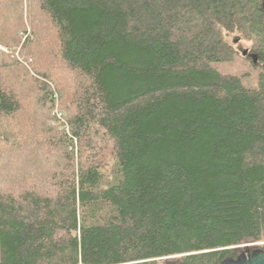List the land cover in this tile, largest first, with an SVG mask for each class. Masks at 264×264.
Instances as JSON below:
<instances>
[{"label":"trees","instance_id":"trees-1","mask_svg":"<svg viewBox=\"0 0 264 264\" xmlns=\"http://www.w3.org/2000/svg\"><path fill=\"white\" fill-rule=\"evenodd\" d=\"M27 3L53 30L57 61L84 82L70 141H106L112 178L88 141L76 164L25 169L35 145L27 121L13 120L27 101L55 98L38 70L27 95L19 60L23 84L9 87L0 60V152L16 163L10 187L0 183V264H220L244 245L264 250V0ZM11 9L12 30L0 21L9 49L25 33L22 3ZM35 30L29 48L42 43ZM239 41L263 71L254 88L212 66L232 61Z\"/></svg>","mask_w":264,"mask_h":264},{"label":"rangeland","instance_id":"rangeland-1","mask_svg":"<svg viewBox=\"0 0 264 264\" xmlns=\"http://www.w3.org/2000/svg\"><path fill=\"white\" fill-rule=\"evenodd\" d=\"M15 1L17 3L21 2L23 5L22 20L24 24V32L26 34H18V43L13 49H9V47L5 45H0V60H4L1 64L8 65L6 68H3V72L7 70L6 72L11 73V82L8 80H5V82L9 84V87L18 85L16 88H19L23 84L22 82H19L22 81L23 78L18 77V74H22L23 72L15 69L16 65H14V63L19 60L24 65L27 72V85L26 83L23 84V87L27 89V95L32 93L33 96H35L39 90V85L32 81L33 79L38 80L41 78L35 72V70H38L40 74L47 72L48 83L50 85L46 90L50 91L51 94H54L53 96L55 98L53 106H51L50 103L43 106L41 103H37L35 99L32 102L27 101V105L25 104V106H27V112L13 120H17L16 123L21 122V124L27 121V138L30 141L29 144L35 145V150L31 151L32 154H30L31 160L33 158L34 160L28 162L25 165V169L28 171L33 170L35 173L40 174L43 170L41 165L42 162L49 160L51 163L59 164V166L62 167L61 163L64 160H68V157H70L76 164L81 155L84 158L91 155V153H88L86 150H89L87 147L88 141L93 149L97 150L95 161L99 162L101 166L103 165L102 169L105 177L111 179L112 161H110L109 158V146L106 141L104 143L100 139V136H98V139H95L93 134L91 136L92 141L82 140L80 144L77 140H73L74 143H71L70 141L71 131L68 120L74 112L72 101L75 98L73 92L77 87L79 88V85H84V82L79 78L72 77V75L64 70L61 63L57 61L56 43L54 42V36L52 34L53 30L49 27L46 17L36 10L34 3H32L29 10V4H26L29 0H11V2L7 4V6H10L5 10L3 15L4 19L3 17H0V21H2L3 24H12L16 15L12 14L14 11L11 9V6ZM3 27L5 28L3 29L4 33L12 30L10 29V26H6L5 24ZM32 28L36 29V34H41L42 43L32 44L30 45L32 47L29 48L27 45V39L33 35ZM25 45H27L26 50H23ZM47 47H49L50 53L47 50ZM235 47L238 52L232 61L216 63L212 66L220 73L240 78L244 86L254 88L257 86V78L259 74L263 71L260 67L255 65L251 54H246V56L243 55L242 51L247 50L248 52V49L250 48L249 43L239 41L235 44ZM7 61L10 62L8 63ZM4 62L7 63L4 64ZM62 134L66 136V139L60 141V136ZM37 140L42 143L37 142ZM40 144H45V148ZM105 147L106 149H104ZM71 153L72 155L70 156ZM2 154L3 152H0V183H3L4 188H8L13 180L6 175L15 169L16 163L14 160L2 157ZM37 168L39 169L35 171Z\"/></svg>","mask_w":264,"mask_h":264},{"label":"water","instance_id":"water-1","mask_svg":"<svg viewBox=\"0 0 264 264\" xmlns=\"http://www.w3.org/2000/svg\"><path fill=\"white\" fill-rule=\"evenodd\" d=\"M243 55H248L247 50L242 51ZM254 63H256V57L251 56ZM255 244L244 245L246 248L243 253H241L235 259H226L220 264H264V250L261 248H252ZM242 247V246H241Z\"/></svg>","mask_w":264,"mask_h":264}]
</instances>
